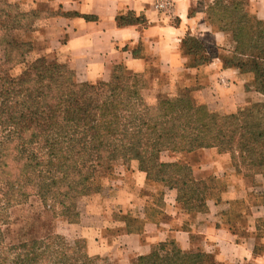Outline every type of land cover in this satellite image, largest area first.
Returning a JSON list of instances; mask_svg holds the SVG:
<instances>
[{"label": "trees", "instance_id": "obj_1", "mask_svg": "<svg viewBox=\"0 0 264 264\" xmlns=\"http://www.w3.org/2000/svg\"><path fill=\"white\" fill-rule=\"evenodd\" d=\"M214 1L206 9L209 22L234 40L227 62L252 76L253 89L264 96V22L257 20L261 29L254 31L242 0H231L229 6L228 0ZM30 18L35 19V13H23L0 0V45L7 52L0 64V185L9 204L22 203L35 193L58 202L65 213L73 212L77 200L91 195L103 173L117 162L134 161L150 183L177 190L185 210L204 211L219 186L212 179L210 185L198 179L189 163L163 162L164 153L216 149L230 154L248 177L264 176V104L258 111L218 115L185 89L187 96L161 100L150 108L141 101L146 79L123 66L115 68L109 83H78L65 64L41 58L14 77L7 64L15 53L21 59L17 65L26 63L31 44L14 39L13 33L29 28ZM183 49L193 57V67L211 62L217 54L216 47L191 35ZM59 240L53 236L20 243L0 255V264H105L82 253L79 242L68 246ZM132 264L216 262L200 250L184 252L168 242Z\"/></svg>", "mask_w": 264, "mask_h": 264}, {"label": "crops", "instance_id": "obj_2", "mask_svg": "<svg viewBox=\"0 0 264 264\" xmlns=\"http://www.w3.org/2000/svg\"><path fill=\"white\" fill-rule=\"evenodd\" d=\"M170 1L171 10L162 13L156 0H32L60 11L35 24V56L65 64L78 83H109L123 66L145 79L171 77L174 88L182 83L212 112L262 109L264 96L253 89V77L227 62L232 35L211 24L206 10H195V0ZM250 12L264 22V0H250ZM188 35L216 47L211 62L191 65L193 57L183 49ZM191 156L198 162L190 164L195 176L220 188L204 211L185 210L177 190L150 183L133 162L86 199L73 225L90 256L132 264L158 245L175 242L184 252L211 255L216 264H264V176L248 177L230 154L216 149Z\"/></svg>", "mask_w": 264, "mask_h": 264}, {"label": "rangeland", "instance_id": "obj_3", "mask_svg": "<svg viewBox=\"0 0 264 264\" xmlns=\"http://www.w3.org/2000/svg\"><path fill=\"white\" fill-rule=\"evenodd\" d=\"M12 5H16L18 11L23 13H35V19L30 18V26L27 29L17 30L13 33V38L25 43L31 44V51L26 55V63L22 65H17L20 56L16 53L12 61L7 64L8 72L14 77L21 75V73L27 67V63H32L37 59L35 56L36 45L34 42L35 33L40 29H35V24L37 25L45 18L59 14L60 11H54L49 9L46 4L37 2L32 4V0H7ZM244 6L246 7L249 18L253 21L254 31L261 29L260 24L257 23V18L250 12V0H242ZM195 10H206L208 7H213L215 5L214 0H195ZM227 6L232 4L231 0L226 1ZM35 4V5H34ZM31 7V8H30ZM2 36H0V39ZM40 47L38 46L37 49ZM234 44L230 48L226 49L227 52L233 53ZM16 52V51H13ZM12 53V52H11ZM232 55V54H231ZM228 55V58L231 57ZM7 52L5 46L0 45V64L4 63ZM47 61H55V58H45ZM158 78V79H157ZM146 88L141 92V101L150 108L156 107L158 102L161 100H174L177 99L178 95L187 96V92L183 91L182 83L177 82L176 88L173 86L171 77L161 76V77H150L144 81ZM156 83V84H155ZM194 88V86H193ZM249 109V108H246ZM244 110V109H243ZM254 110V109H253ZM218 115L222 114L215 112ZM198 152V151H197ZM196 153V152H193ZM193 153H179V154H167L164 153L161 156L163 162L180 161L181 163H189L191 165H197L194 159ZM192 157V158H191ZM191 162H190V161ZM134 162V161H133ZM133 162L125 164L124 162H117L110 171L103 173L96 185L91 192L90 196L80 197L77 200V209L70 213H65V209L56 201L49 198L47 200L40 198L35 193L32 194L28 200L22 203L9 204L7 200L4 199V186L0 185V234L4 236V239L0 241V255L14 251L15 246L20 243H24L30 239L43 240L48 237L57 236L60 238L59 244H65L68 246H75L76 243L81 244L82 253H88L87 243L83 239H76V230L73 225L80 221L82 211L84 209V204L86 199L100 193L108 182H112L116 177V171L123 167L129 168ZM212 162V161H210ZM154 185V184H153ZM97 186V187H96ZM98 189V193L95 191ZM97 192V191H96ZM95 193V194H94ZM62 241V242H60ZM91 258H98L99 256H90ZM105 264H118V261L113 257H99ZM135 259L133 262H135Z\"/></svg>", "mask_w": 264, "mask_h": 264}, {"label": "built area", "instance_id": "obj_4", "mask_svg": "<svg viewBox=\"0 0 264 264\" xmlns=\"http://www.w3.org/2000/svg\"><path fill=\"white\" fill-rule=\"evenodd\" d=\"M172 2L170 0H156V8L162 13H169Z\"/></svg>", "mask_w": 264, "mask_h": 264}]
</instances>
